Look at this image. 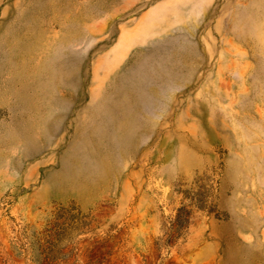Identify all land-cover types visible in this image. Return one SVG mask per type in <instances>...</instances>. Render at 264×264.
Here are the masks:
<instances>
[{
    "label": "rangeland",
    "instance_id": "obj_1",
    "mask_svg": "<svg viewBox=\"0 0 264 264\" xmlns=\"http://www.w3.org/2000/svg\"><path fill=\"white\" fill-rule=\"evenodd\" d=\"M31 234L52 264H264V0H0V264Z\"/></svg>",
    "mask_w": 264,
    "mask_h": 264
},
{
    "label": "trees",
    "instance_id": "obj_2",
    "mask_svg": "<svg viewBox=\"0 0 264 264\" xmlns=\"http://www.w3.org/2000/svg\"><path fill=\"white\" fill-rule=\"evenodd\" d=\"M197 200L202 202L201 199ZM194 205L197 208H203L202 203L196 202ZM190 214L191 210L186 205L182 204L177 208L174 217L169 220L164 231V239L162 240L163 245H171L176 243L179 239L184 238L189 224ZM50 216L52 218L51 230L55 241L59 240L58 236L60 235L69 237L70 232H80V228L85 225L86 215L75 204L58 206ZM24 238H27V236ZM28 238L29 240L26 245L25 243H20L19 246L12 244V249L16 254L20 255V249H24L23 246H25L31 250V261L35 264H52L56 259L63 260L65 258V254L57 253V251L54 250V241L46 240L47 245L43 247L39 244L35 234H31Z\"/></svg>",
    "mask_w": 264,
    "mask_h": 264
}]
</instances>
